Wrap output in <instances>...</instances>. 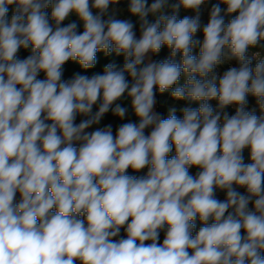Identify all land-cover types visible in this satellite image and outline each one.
I'll return each instance as SVG.
<instances>
[{
  "label": "clouds",
  "instance_id": "9594fccd",
  "mask_svg": "<svg viewBox=\"0 0 264 264\" xmlns=\"http://www.w3.org/2000/svg\"><path fill=\"white\" fill-rule=\"evenodd\" d=\"M206 3L0 0V264H264V0Z\"/></svg>",
  "mask_w": 264,
  "mask_h": 264
},
{
  "label": "trees",
  "instance_id": "16d2710c",
  "mask_svg": "<svg viewBox=\"0 0 264 264\" xmlns=\"http://www.w3.org/2000/svg\"><path fill=\"white\" fill-rule=\"evenodd\" d=\"M215 3H218V0H207V3L202 7V13H201V23L202 25L203 24H206L207 23V20H208V14H209V11H210V8L213 4ZM14 6H10L9 8V17L11 16L12 14V8ZM221 7H225L224 5H221ZM191 16L194 15L193 12H191ZM180 18V17H179ZM230 17H226V21L227 19H229ZM135 22V21H134ZM81 30H82V27H81ZM137 32L138 31V24H137ZM197 38L201 39L202 40V33H197ZM256 50H261L259 48H256V49H253L252 51H256ZM168 49L167 48H164L162 49V51L154 56V59H164V58H167L168 56ZM198 52V49L196 50ZM262 52H264V50H261ZM251 53V52H250ZM249 53V54H250ZM29 54V51L28 50H21L20 53H19V56L20 58H25L27 55ZM179 57H177L178 59ZM97 60H98V63L96 65L95 68L93 69H90V70H82L77 64H75L74 62H68L64 68H65V75H64V78L65 79H68V78H71V76L76 73V72H81V74H87V75H91L95 72H99L102 74V71H103V66L108 63V62H112V61H115L119 66H122L123 64V57H116L115 54H113L112 56L110 57H104L103 53H99L98 54V57H97ZM231 63H233L234 66L238 67V64L236 61H231ZM252 66H255V62H253ZM157 100H158V110L159 112L163 113V114H168V109L170 108L169 104H173L175 107H178V106H187V102L185 101H175L173 100L171 97H170V93H165L163 95L157 93ZM173 101V102H172ZM194 105V104H193ZM192 105V106H193ZM258 105L256 104V101H255V97L249 95L248 97V105H247V108L248 110H252V109H255L256 110V114L259 115V108L257 109ZM95 110V109H94ZM178 115V113H177ZM179 116V115H178ZM129 119H132L134 120L135 117L131 115H129ZM104 122H106L107 124L111 123L113 125V130L115 132V128L121 124V123H126L128 122V119H125V120H120L119 118L117 117H114L111 113L107 114L105 116V118L102 120ZM197 169V168H195ZM129 174H133V175H138L136 173H133L131 170H129ZM200 222L197 221V230L198 228L200 227ZM123 234V232H122ZM163 232H161V237H160V240H163Z\"/></svg>",
  "mask_w": 264,
  "mask_h": 264
},
{
  "label": "rangeland",
  "instance_id": "374dc122",
  "mask_svg": "<svg viewBox=\"0 0 264 264\" xmlns=\"http://www.w3.org/2000/svg\"><path fill=\"white\" fill-rule=\"evenodd\" d=\"M119 7H120L121 9H124L125 11L123 12L122 15L118 16V18H121V19L129 18V15H128L127 11H126V9H127V3H126V2H122V3L119 5ZM49 12H50V10H49ZM185 15H189V16H191L190 11H185V10L181 9V11H180V13H179V17H180V18H183V16H185ZM131 18L133 19V21H135V19H136V18H134V17H131ZM70 20H77V17H76L75 15H73L72 17H70ZM65 23H67V21H66ZM81 27H82V25H81ZM221 66H222L223 68H225L224 64L221 65ZM252 67H254V66H252ZM40 78H43V73H41ZM172 102H173V101H172ZM169 106H170V108H171V107H175L173 104H169ZM197 106H198V104H194V105H193V107H197ZM181 107H182V106H178V107H176V108H177V113H178L179 116H182V113L179 111V109H180ZM257 109H258V107H257ZM234 112H235V110H234ZM234 112H233V111H232V112H229V114H230V115H231V114H234ZM163 115H164L165 118L167 117V114H163ZM80 119H81V117H78V118H77V123L79 122ZM105 125H107V123L104 122V121H101V124L98 125V126H93V129H94L95 127H103V126H105ZM93 129H90V130H93ZM173 154H174V153H173ZM244 156H245V162H246V163H249L250 160H249V158H248V151H247V150H245V152H244ZM197 171H198V169H195V167L192 168V169H190V172H191L193 175H195V173H196ZM145 172H146V169H145V170H142L141 173H136V174H138V175H142V174H144ZM238 191L244 193V192H245V189H243V188H239ZM217 197H218L219 199L223 200V199L225 198V193L220 192V191L218 190V191H217ZM250 206H251V205H250ZM160 242H162V240H160Z\"/></svg>",
  "mask_w": 264,
  "mask_h": 264
},
{
  "label": "built area",
  "instance_id": "2783aa9c",
  "mask_svg": "<svg viewBox=\"0 0 264 264\" xmlns=\"http://www.w3.org/2000/svg\"><path fill=\"white\" fill-rule=\"evenodd\" d=\"M256 51H261V50H256ZM250 56H251V53L249 54ZM261 55H262V57H264V52H262L261 51ZM253 62H255L256 63V60L255 59H253ZM224 66H225V68H223L222 66H218V68H217V72L219 73V74H223V72L225 71V70H227V68H229V67H232V66H234L233 65V63H231V62H228V63H225L224 64ZM211 103H213V106H215V101H213V102H211ZM234 110H235V108L234 107H230L229 109H228V111L229 112H234Z\"/></svg>",
  "mask_w": 264,
  "mask_h": 264
},
{
  "label": "water",
  "instance_id": "95a60500",
  "mask_svg": "<svg viewBox=\"0 0 264 264\" xmlns=\"http://www.w3.org/2000/svg\"><path fill=\"white\" fill-rule=\"evenodd\" d=\"M137 35H139V32H137ZM156 107H157V111H159V110H158V104H157ZM89 131H91V130L89 129ZM18 199H19V196H17V200H18Z\"/></svg>",
  "mask_w": 264,
  "mask_h": 264
}]
</instances>
